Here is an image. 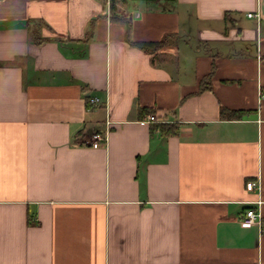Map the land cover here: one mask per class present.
<instances>
[{
  "label": "crops",
  "instance_id": "1",
  "mask_svg": "<svg viewBox=\"0 0 264 264\" xmlns=\"http://www.w3.org/2000/svg\"><path fill=\"white\" fill-rule=\"evenodd\" d=\"M248 209L264 0H0V264H264Z\"/></svg>",
  "mask_w": 264,
  "mask_h": 264
},
{
  "label": "built area",
  "instance_id": "2",
  "mask_svg": "<svg viewBox=\"0 0 264 264\" xmlns=\"http://www.w3.org/2000/svg\"><path fill=\"white\" fill-rule=\"evenodd\" d=\"M256 15L254 14H248L249 18H252ZM91 106H98L101 104V100L97 97H93L90 99ZM156 121L155 116H149L146 120L142 121V124H149ZM108 130L104 133H94L91 138L90 146L94 149H99L102 147L107 146V135L109 132V127L112 126L111 123L107 122ZM248 191H254L257 183L256 182H248L246 184ZM243 222L248 226H258L260 229V232L264 234V218L261 213H258L254 209H248L244 215Z\"/></svg>",
  "mask_w": 264,
  "mask_h": 264
},
{
  "label": "trees",
  "instance_id": "3",
  "mask_svg": "<svg viewBox=\"0 0 264 264\" xmlns=\"http://www.w3.org/2000/svg\"><path fill=\"white\" fill-rule=\"evenodd\" d=\"M139 1L155 2V1H161V0H139ZM164 1L175 2L177 0H164ZM229 16H230V13H227L225 18L228 19ZM165 44L166 43L164 41L163 43H154V44H152V43H135L134 46H136V47H138V48H140L146 52H152L153 49H158V48L164 46ZM212 76H213V72H212ZM209 80H211V75L206 80H204L203 87L209 82ZM86 103H87L88 107H91L90 99L86 98ZM221 116L222 117L227 116L231 119H240L244 116V113L243 112H232V111H228V110L224 109L221 111ZM157 130H159L163 136H173V135L178 134L179 127L169 126V125H165V124L152 127L153 133H156Z\"/></svg>",
  "mask_w": 264,
  "mask_h": 264
},
{
  "label": "rangeland",
  "instance_id": "4",
  "mask_svg": "<svg viewBox=\"0 0 264 264\" xmlns=\"http://www.w3.org/2000/svg\"><path fill=\"white\" fill-rule=\"evenodd\" d=\"M92 138V137H91Z\"/></svg>",
  "mask_w": 264,
  "mask_h": 264
}]
</instances>
